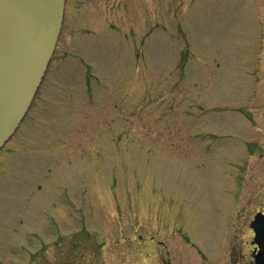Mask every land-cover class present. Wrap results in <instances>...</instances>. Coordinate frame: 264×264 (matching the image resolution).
I'll list each match as a JSON object with an SVG mask.
<instances>
[{
    "label": "rangeland",
    "instance_id": "rangeland-1",
    "mask_svg": "<svg viewBox=\"0 0 264 264\" xmlns=\"http://www.w3.org/2000/svg\"><path fill=\"white\" fill-rule=\"evenodd\" d=\"M260 207L264 0H67L0 151V264H221Z\"/></svg>",
    "mask_w": 264,
    "mask_h": 264
},
{
    "label": "water",
    "instance_id": "water-1",
    "mask_svg": "<svg viewBox=\"0 0 264 264\" xmlns=\"http://www.w3.org/2000/svg\"><path fill=\"white\" fill-rule=\"evenodd\" d=\"M65 2L0 0V148L16 130L44 77ZM259 221L256 214L253 227Z\"/></svg>",
    "mask_w": 264,
    "mask_h": 264
},
{
    "label": "flooded vegetation",
    "instance_id": "flooded-vegetation-1",
    "mask_svg": "<svg viewBox=\"0 0 264 264\" xmlns=\"http://www.w3.org/2000/svg\"><path fill=\"white\" fill-rule=\"evenodd\" d=\"M34 105V101L31 105V108ZM27 119L24 117L21 124ZM20 124V126H21ZM19 126V127H20ZM19 129V128H18ZM18 131V130H17ZM256 213H259L260 221L255 226L251 224ZM237 214L236 218L237 219ZM236 224V223H235ZM264 225V208L260 207L254 210L252 213L248 215V217L244 218L243 223L241 224L242 228L240 230L244 231L243 234L247 237L239 241H235L233 244L230 242L225 249V254L223 255V260L221 264H264V230H261V227ZM259 230V236H257L256 229ZM204 257L205 260V256ZM164 262V260L160 261ZM166 264V263H165ZM168 264H171L170 261ZM211 264L213 262L211 261Z\"/></svg>",
    "mask_w": 264,
    "mask_h": 264
}]
</instances>
